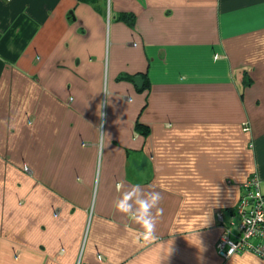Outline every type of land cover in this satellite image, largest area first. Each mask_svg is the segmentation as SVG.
<instances>
[{"label":"crops","instance_id":"1","mask_svg":"<svg viewBox=\"0 0 264 264\" xmlns=\"http://www.w3.org/2000/svg\"><path fill=\"white\" fill-rule=\"evenodd\" d=\"M251 175L264 0H0V264H256L216 250Z\"/></svg>","mask_w":264,"mask_h":264},{"label":"built area","instance_id":"2","mask_svg":"<svg viewBox=\"0 0 264 264\" xmlns=\"http://www.w3.org/2000/svg\"><path fill=\"white\" fill-rule=\"evenodd\" d=\"M243 129L248 130L246 125ZM24 170L28 171V168ZM241 189L235 210L228 216L223 212L216 214L221 229L216 250L223 259L251 253L264 260V221L257 219L264 216V194L259 178L250 176L241 184Z\"/></svg>","mask_w":264,"mask_h":264},{"label":"clouds","instance_id":"3","mask_svg":"<svg viewBox=\"0 0 264 264\" xmlns=\"http://www.w3.org/2000/svg\"><path fill=\"white\" fill-rule=\"evenodd\" d=\"M120 182H118L119 184ZM131 194H129L128 196H124L123 199L116 205V208L118 211L120 212H128L129 210V206L127 205V200L129 199V196ZM157 199H162L160 193H158L157 195H155L153 197V200H157ZM139 206H140V216H138L137 222L141 225L142 229H143V236H144V240L146 242H152L155 239H157L154 236V224L150 219H144V214L147 212L148 208L150 207V205L145 204L144 202H139ZM157 214L160 217L163 214V209L162 208H157ZM258 220L264 221V216H258L257 217ZM256 264H264V261H260V260H256Z\"/></svg>","mask_w":264,"mask_h":264},{"label":"trees","instance_id":"4","mask_svg":"<svg viewBox=\"0 0 264 264\" xmlns=\"http://www.w3.org/2000/svg\"><path fill=\"white\" fill-rule=\"evenodd\" d=\"M77 1H79V2H84V3H86V2H90L91 0H77ZM127 16L125 15V14H121L120 15V18H125V19H131L132 18V16H130V17H127ZM125 77V76H124ZM125 79H129V80H131V77L130 76H127V77H125ZM146 81V76H143V82H144V86L145 87H147L148 86V83L147 82H145ZM136 128H140V129H143L144 128V126H142L141 124H136ZM144 133L146 134L147 133V131L146 130H144ZM251 176H253V175H251ZM246 181V180H245ZM244 181V182H245ZM261 189V188H260ZM261 192H262V190H261ZM263 193V192H262ZM264 194V193H263Z\"/></svg>","mask_w":264,"mask_h":264}]
</instances>
